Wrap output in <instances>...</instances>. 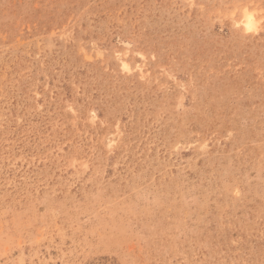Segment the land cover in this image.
Segmentation results:
<instances>
[{"label":"rangeland","instance_id":"1","mask_svg":"<svg viewBox=\"0 0 264 264\" xmlns=\"http://www.w3.org/2000/svg\"><path fill=\"white\" fill-rule=\"evenodd\" d=\"M0 264H264V0H0Z\"/></svg>","mask_w":264,"mask_h":264},{"label":"bare ground","instance_id":"2","mask_svg":"<svg viewBox=\"0 0 264 264\" xmlns=\"http://www.w3.org/2000/svg\"><path fill=\"white\" fill-rule=\"evenodd\" d=\"M240 22L244 23L246 29H252L255 25L253 14L250 10L244 9L242 11V16ZM121 65L123 69H128L129 64L127 61L121 59Z\"/></svg>","mask_w":264,"mask_h":264}]
</instances>
